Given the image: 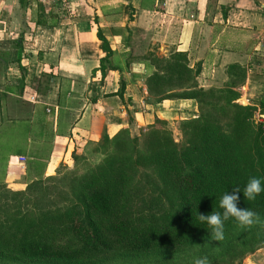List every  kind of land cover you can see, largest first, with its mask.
<instances>
[{
    "label": "trees",
    "instance_id": "obj_1",
    "mask_svg": "<svg viewBox=\"0 0 264 264\" xmlns=\"http://www.w3.org/2000/svg\"><path fill=\"white\" fill-rule=\"evenodd\" d=\"M38 15L34 24L54 25ZM22 40L21 34L10 40L18 59ZM143 60L146 70L152 67L145 85L154 100L184 98L197 106L196 117L178 124L180 141L165 129L129 136L121 128L91 143L86 152L94 160L72 154V169L23 188L0 183V264H194L200 257L231 264L264 243V192L254 201L243 196L250 177L264 186V98L255 102L256 124L254 107L235 102L246 70L228 64L222 87L203 88L195 80L199 67H189L184 52ZM178 85L180 91L163 95ZM234 188L239 206L259 213L260 222L241 227L230 217L216 241L199 213H223L220 199Z\"/></svg>",
    "mask_w": 264,
    "mask_h": 264
},
{
    "label": "crops",
    "instance_id": "obj_2",
    "mask_svg": "<svg viewBox=\"0 0 264 264\" xmlns=\"http://www.w3.org/2000/svg\"><path fill=\"white\" fill-rule=\"evenodd\" d=\"M38 13L54 25L34 24ZM19 34L18 59L10 40ZM141 52H184L199 67L197 86L224 84L228 64L244 67L264 54V0H0V144L20 147L0 155L2 182L25 184L17 156L41 164L28 181L43 178L79 143L88 151L102 134L140 127L166 105L195 108L191 99L156 101L146 92L152 67L145 69ZM141 98L151 101L138 109Z\"/></svg>",
    "mask_w": 264,
    "mask_h": 264
},
{
    "label": "rangeland",
    "instance_id": "obj_3",
    "mask_svg": "<svg viewBox=\"0 0 264 264\" xmlns=\"http://www.w3.org/2000/svg\"><path fill=\"white\" fill-rule=\"evenodd\" d=\"M214 1V0H213ZM223 9L225 8V5L222 6ZM221 7H219L218 11L220 12ZM162 19V18H161ZM164 22H162V20L158 21V25H163ZM151 53V52H150ZM148 53L147 52H141L139 54V58H141V60H143L146 55ZM164 54V53H162ZM162 54H159L162 56ZM168 56V55H167ZM165 57V56H164ZM194 57H192L191 55L189 56V59L187 58V65L190 67L189 63H194L193 59ZM140 60V62H141ZM244 66L245 68L249 69V72L245 73V79H243V81H240L239 83H237L234 87V89L236 90V92L238 93V97L235 99V102L242 104V105H249L251 104L254 109L250 118V121L253 124H256V122L259 120V111H258V107H257V103H255L258 99L260 98H264V54H254L253 58L250 60V62H248V65ZM192 68H194V66H192ZM137 71L140 70V67H138L136 69ZM246 70V69H245ZM246 79L249 80V84L247 83ZM222 84L219 85H215L214 87H222ZM213 87V86H212ZM246 87V89H245ZM183 88V85H178V86H167L165 87V94H170L171 92H177L180 91ZM207 88V87H204ZM147 92V89H146ZM148 96V94H147ZM150 98H141L140 102L138 103V109L140 108H144V105L147 104ZM187 104V105H186ZM186 106L188 107L186 109ZM167 107V109H163L164 112L159 114V117H154L152 119V117H148L149 120H141L142 126L137 127L133 130H129L127 129V133L129 136H138L140 133H143L145 131H147L148 129H150L151 127L157 128V129H165L171 132V135L173 137V139L175 141H180V130L178 129V124L181 120L184 119H189V118H193L196 117L198 115V111H197V106L195 105V108H193V105L191 106L189 103L186 102H182V104L180 106L177 107V105H175V110H172L171 107L169 106H165ZM186 109V110H185ZM196 109V110H195ZM144 118V117H143ZM10 142H15V140H10ZM20 146V145H19ZM18 149H20V147H17ZM14 144L12 143H3L0 144V155L5 151V150H10L11 152H18L17 149ZM45 153V148L40 147L39 148V156L40 158H43ZM72 154H76V155H83V156H88L89 159L94 160L95 159V154L92 153V151L90 152V154L92 155V157L90 156V154L88 152H86V148H82L81 143H79L77 145L76 148H73L70 157L68 159H66L64 162L61 161L54 169L53 171H49V174L47 175H52L54 174L56 171L61 170L62 168L64 169H72L73 168V161L71 159ZM33 159H24L23 161V166H18L19 164H22L21 162H16L15 160H12V163L16 166H14L15 168H22L24 173L22 172H18L21 171L20 169L17 170L16 172L21 174V179H23L25 182V184L29 183L30 181H28L29 179H31V177H33L36 173L35 169L40 167V162L35 164L32 161ZM19 163V164H18ZM12 165V164H11ZM79 171V170H78ZM7 172L5 173V171L3 172V174H0V177H4V175H6ZM0 178V183L2 182V179ZM28 178V179H27ZM9 179H12L11 176H9ZM20 179V180H21ZM4 185H6L8 188L12 189L11 187H17L18 184L12 181V183H3ZM25 184H22L20 186V188L25 187ZM61 239L58 242L63 243L65 241V238H58ZM233 261V262H232ZM232 262L231 264H264V243H262L260 246L256 247L255 249H253L251 252H244V254L237 259L233 258L231 259ZM124 264V263H121Z\"/></svg>",
    "mask_w": 264,
    "mask_h": 264
},
{
    "label": "clouds",
    "instance_id": "obj_4",
    "mask_svg": "<svg viewBox=\"0 0 264 264\" xmlns=\"http://www.w3.org/2000/svg\"><path fill=\"white\" fill-rule=\"evenodd\" d=\"M264 192L261 179L255 176L250 177L243 192L244 198L254 201L258 195ZM240 189L234 188L231 192H226L220 199V208L223 213L211 212V214L199 213V220L206 222L211 229V236L214 240L224 239V222L230 217L236 219L241 227H251L253 224L260 222L259 213L247 208L240 207ZM194 264H210L207 257H200L194 260Z\"/></svg>",
    "mask_w": 264,
    "mask_h": 264
},
{
    "label": "built area",
    "instance_id": "obj_5",
    "mask_svg": "<svg viewBox=\"0 0 264 264\" xmlns=\"http://www.w3.org/2000/svg\"><path fill=\"white\" fill-rule=\"evenodd\" d=\"M55 1H57V2H59V3H64L65 0H55ZM15 161H16V162H21V163H23V161H24V157H23V156H17V157L15 158Z\"/></svg>",
    "mask_w": 264,
    "mask_h": 264
}]
</instances>
